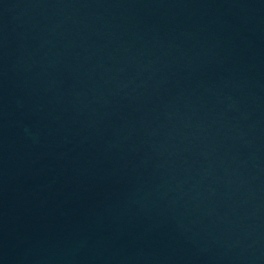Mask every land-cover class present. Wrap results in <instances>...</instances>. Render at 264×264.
<instances>
[{"label":"water","instance_id":"1","mask_svg":"<svg viewBox=\"0 0 264 264\" xmlns=\"http://www.w3.org/2000/svg\"><path fill=\"white\" fill-rule=\"evenodd\" d=\"M0 264H264V0H0Z\"/></svg>","mask_w":264,"mask_h":264}]
</instances>
